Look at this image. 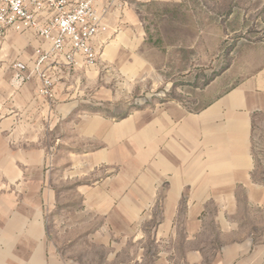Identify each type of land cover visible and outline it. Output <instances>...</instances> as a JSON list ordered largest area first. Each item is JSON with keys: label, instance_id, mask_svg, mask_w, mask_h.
Masks as SVG:
<instances>
[{"label": "crops", "instance_id": "crops-1", "mask_svg": "<svg viewBox=\"0 0 264 264\" xmlns=\"http://www.w3.org/2000/svg\"><path fill=\"white\" fill-rule=\"evenodd\" d=\"M134 1L108 8L96 65L78 58L77 67L61 61L52 70V100L38 79L19 84L15 67L31 70L49 44L31 31L0 37V264H264V245L216 238L211 248L191 226L209 201L235 206L237 190L262 204L251 138L253 114L264 111V69L195 113L176 101L118 106V78L145 72L139 55L119 59L142 41L136 16L151 0ZM66 185L77 186L84 212H52ZM86 214L93 226L78 227ZM151 219L159 225H136Z\"/></svg>", "mask_w": 264, "mask_h": 264}, {"label": "rangeland", "instance_id": "rangeland-1", "mask_svg": "<svg viewBox=\"0 0 264 264\" xmlns=\"http://www.w3.org/2000/svg\"><path fill=\"white\" fill-rule=\"evenodd\" d=\"M144 6L136 16L141 28L140 46L123 50V58L119 53V59L133 64V54H137L139 64L136 62L135 66H141L145 72L140 73L138 69L129 72L125 83L118 78L119 84H124L117 89L118 106L127 103L130 109L141 110L149 104L154 109L158 104L176 101L183 109L195 113L207 99H217L263 71L264 0H151ZM94 49L96 65L100 54ZM55 77L58 83L59 78ZM31 80L19 82L16 77L19 84ZM251 141L254 181L264 188V111L253 114ZM57 188L52 212H84L82 206L78 207L77 186ZM237 196L235 206L231 201L225 202V210L222 202L216 200L200 207L204 209L203 214L192 220L191 225L197 230L199 244L212 248L217 238L221 244L248 240L264 245V199L257 207L247 200L245 189L237 190ZM180 205L185 210L190 204L183 200ZM85 217L78 227H84V223L93 226L88 214ZM76 222L77 218L71 219L69 225L76 226ZM189 223V219H181L177 225ZM146 224L157 227L159 222L151 219L136 225ZM218 229L227 231L221 236L217 234Z\"/></svg>", "mask_w": 264, "mask_h": 264}, {"label": "built area", "instance_id": "built-area-1", "mask_svg": "<svg viewBox=\"0 0 264 264\" xmlns=\"http://www.w3.org/2000/svg\"><path fill=\"white\" fill-rule=\"evenodd\" d=\"M133 1L0 0V37L31 31L49 44L47 49L36 50L31 70L16 64L20 72L17 81L37 78L41 82L40 95L52 99L58 79L50 71L57 70L61 61L67 66H78V58L86 65H94L97 53L93 42L108 31L104 22L108 8L113 4L128 6ZM105 2L107 6L101 7ZM52 63L55 65L51 66Z\"/></svg>", "mask_w": 264, "mask_h": 264}]
</instances>
